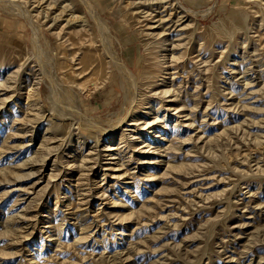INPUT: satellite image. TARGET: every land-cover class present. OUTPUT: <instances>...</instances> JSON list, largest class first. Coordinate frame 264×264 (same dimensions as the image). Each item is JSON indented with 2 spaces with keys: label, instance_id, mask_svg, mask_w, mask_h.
I'll return each instance as SVG.
<instances>
[{
  "label": "rangeland",
  "instance_id": "374dc122",
  "mask_svg": "<svg viewBox=\"0 0 264 264\" xmlns=\"http://www.w3.org/2000/svg\"><path fill=\"white\" fill-rule=\"evenodd\" d=\"M0 264H264V0H0Z\"/></svg>",
  "mask_w": 264,
  "mask_h": 264
},
{
  "label": "bare ground",
  "instance_id": "6f19581e",
  "mask_svg": "<svg viewBox=\"0 0 264 264\" xmlns=\"http://www.w3.org/2000/svg\"><path fill=\"white\" fill-rule=\"evenodd\" d=\"M234 25H235V24H234ZM234 25H233V26H234ZM236 27H237V26H236ZM145 75H146V74H145ZM135 76H136V75H135ZM135 76H134V77H135ZM146 76L149 77L150 75L147 74ZM131 78H132V77H131ZM131 78H129V79H131ZM133 79H134V78H133ZM147 79H148V78H147ZM137 80H138V79H137ZM150 85H151V84H150ZM121 119H123V117H122ZM121 121H122V120H121ZM95 126H96V125H95ZM96 127H97V126H96ZM100 129H102V128H100ZM98 131H99V130H98Z\"/></svg>",
  "mask_w": 264,
  "mask_h": 264
}]
</instances>
